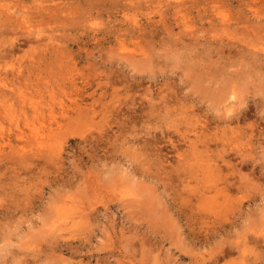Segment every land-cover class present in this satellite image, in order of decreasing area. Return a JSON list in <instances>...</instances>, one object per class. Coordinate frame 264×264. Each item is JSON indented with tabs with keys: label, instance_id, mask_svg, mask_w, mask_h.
I'll return each mask as SVG.
<instances>
[{
	"label": "rangeland",
	"instance_id": "374dc122",
	"mask_svg": "<svg viewBox=\"0 0 264 264\" xmlns=\"http://www.w3.org/2000/svg\"><path fill=\"white\" fill-rule=\"evenodd\" d=\"M36 1L0 0V264H264V0Z\"/></svg>",
	"mask_w": 264,
	"mask_h": 264
},
{
	"label": "bare ground",
	"instance_id": "6f19581e",
	"mask_svg": "<svg viewBox=\"0 0 264 264\" xmlns=\"http://www.w3.org/2000/svg\"><path fill=\"white\" fill-rule=\"evenodd\" d=\"M12 1H13V0H12ZM32 1H34V0H32ZM35 1H36V0H35ZM37 1L39 2V4H42V2H44L43 0H37ZM37 1H36V2H37ZM62 1H63V0H62ZM55 3H56V2H55ZM63 3H64V2H63ZM65 3H66V2H65ZM179 3H181V2H179ZM179 3L177 2L176 5H178ZM183 3L185 4L184 1H183ZM44 4H45V3H44ZM44 4H43V5H44ZM56 4H59V3H56ZM56 4H55V5H56ZM181 4H182V3H181ZM184 4H183V5H184ZM43 5H42V6H43ZM61 5H62V4H61ZM65 5H66V4H64V6H65ZM183 5H182V6H183ZM48 6H49V5H48ZM64 6H63V7H64ZM179 6H180V5H179ZM182 6H181V7H182ZM45 7H46V6H45ZM50 7H51V6H50ZM175 7H176V6H175ZM57 8H58V7H57ZM45 9H47V7H46ZM48 9H49V8H48ZM52 9H54V8H52ZM178 9H180V8H178ZM176 12H177V11H176ZM14 21H16V18L12 16V17L10 18L9 23L11 22V24H13ZM181 21H182V20H181ZM185 22H186V21H185ZM186 24H187V23H186ZM223 24H224V23H223ZM5 25L7 26V24H5ZM7 27H8V26H7ZM141 29H142V28H141ZM138 31H139V30H138ZM142 31H143V30H142ZM139 32H140V31H139ZM136 35H137V34H136ZM140 35H141V33H140ZM142 35H143V34H142ZM132 36L134 37V35H132ZM137 36H138V35H137ZM136 38H139V36H138V37L135 36L134 39H136ZM139 40H140V39H139ZM141 40H142V38H141ZM134 41H135V40H134ZM138 42H141V41H138ZM138 42H137V43H138ZM134 44H135V42H134ZM142 44H143V42H142ZM142 44L139 43V45H141V46H142ZM14 46H16V42L14 43V41H12V42L10 43V48H7L5 51H3V52L1 53L0 56H3V57H4V56H7V55H5V53H6V54H9L10 51L14 48ZM125 47H126V46H124V48H125ZM142 47H144V46H142ZM145 47H146V46H145ZM145 47H144V48H145ZM126 48L128 49V47H126ZM127 49H126V52H128V53L132 52L133 50H134V52H135V48H133V47L130 48V49H133L132 51H130V49H129L130 52L127 51ZM145 49H146V48H145ZM61 50H62V49H61ZM143 50H144V49H143ZM143 50H142V51H143ZM147 50H148V49H146V51H147ZM63 51H64V50H62V52H63ZM124 51H125V50H124ZM148 51H149V50H148ZM148 51L145 52V53L149 55ZM4 52H5V53H4ZM136 52H139V50H137ZM142 53H143V52H142ZM142 53H141V54H142ZM145 53H143V54H145ZM124 54H125V53H124ZM131 54H132V53H130V55H131ZM150 54H151V53H150ZM125 55H127V54H125ZM148 55H147V56H148ZM132 56L135 58L134 55H132ZM132 56H131V57H132ZM140 56H141V57H140ZM144 56H145V55H144ZM123 57H124V56H123ZM133 57H132V58H133ZM138 57H139V59H141V58H142V55L137 56V58H138ZM128 58H130V57H128ZM137 58H135V59H137ZM146 58H147V59H146ZM150 58H151V57H150ZM135 59H133V60H135ZM139 59H137V63H138V60H139ZM143 59H145V61H148V62H149L148 57H145V58H142V59L139 61V63H140V62L143 63V61H144ZM133 60H132V62H134ZM151 60H153V59H151ZM135 61H136V60H135ZM151 62H152V61H151ZM128 63H129V62H128ZM134 63H135V62H134ZM139 63H138V64H139ZM152 63H153V62H152ZM132 64H133V63H132ZM150 64H151V63H150ZM134 65H136V64H134ZM143 65H144V64H143ZM139 66H141V65H139ZM23 74H24V73H23L22 71H19V72L15 73V76H18V77H19V76H22ZM194 76H195V74H194ZM194 78H195V77H194ZM22 95H23V94H22ZM150 96H151V95H150ZM156 96H157V95H156ZM160 96H161V95H160ZM165 96H166V94H165L164 96H162V100H163V101L166 99ZM4 97H5V95H4ZM20 97L23 98L24 95H23V96H20ZM157 97H158V96H157ZM153 98H154V97H153ZM1 99H3V97H2ZM148 99H149V98H148ZM150 99H151V98H150ZM72 100H73V99H72ZM152 100H153V99H152ZM154 100H155V99H154ZM30 101H31V100H30ZM149 101H151V100H149ZM157 101H158V100H157ZM22 102H23V101H22ZM34 102H35V101H34ZM164 102H165V101H164ZM28 103L30 104V102H28ZM73 103L77 105V104H78V101H77V100H74ZM149 103H150V102H149ZM152 103H153V102H152ZM155 103H157V102H155ZM31 105H32V101H31ZM31 105H30V106H31ZM63 105H64V104H63ZM0 106H1V105H0ZM21 106H22V105H21ZM33 106H35V105L33 104ZM153 106H154V104H153ZM155 106H156V105H155ZM151 107H152V106H151ZM160 107H161V106H160ZM165 107H166V106H165V104H164V108H165ZM21 108H22V107H21ZM32 108H33V109H32V111H33V110H34V107H32ZM36 108H37V105H36ZM79 108H80V106H79V104H78V105L75 107V109H79ZM152 108H154V107H152ZM167 108H168V107H167ZM24 109H25V108H24ZM154 109H155V108H154ZM36 110H37V109H36ZM152 110H153V109H152ZM162 110H163V109H162ZM21 111H22V110H21ZM38 111H39V109H38ZM160 111H161V110H160ZM164 111H166V110H164ZM34 112H35V113H32V116H33L34 114H35L34 116H37V115H36L37 111H34ZM51 112H53V111H51ZM167 112H168V111H167ZM23 113H24V112H23ZM25 113H26V112H25ZM235 113H237V112H235ZM239 113H240V112H239ZM38 114L41 115L40 112H39ZM42 114H43V113H42ZM50 114H51V113H50ZM167 114H168V113H167ZM237 114H238V113H237ZM240 114H241V113H240ZM240 114H239V116H241ZM25 115H26V114H25ZM51 115H53V114H51ZM32 116H31V118H32ZM34 116H33V117H34ZM41 116H42V115H41ZM41 116H40V117H41ZM230 116H231V115H230ZM230 116H229V117H230ZM234 116H235V114H234ZM24 117H26V116H24ZM235 117H236V116H235ZM27 118H28V117H27ZM35 118H36V117H35ZM43 118H44V117H43ZM43 118H42V119H43ZM231 118H232V117H231ZM237 118H238V117H237ZM242 118H244V117H243V114H242ZM36 119H37V118H36ZM40 119H41V118H40ZM233 119H234V118H233ZM235 119H236V118H235ZM235 119H234V120H235ZM25 120H26V119H25ZM27 120H28V119H27ZM27 120H26V121H27ZM30 120H31V119H30ZM32 120H33V119H32ZM37 120H38V119H37ZM241 120H242V119H241ZM35 121H36V120H35ZM186 121H187V123L189 124V121H190V120L188 121V120L186 119ZM192 121H193V120H192ZM231 121H232V120H231ZM235 121L238 123V119L235 120ZM29 122H30V121H29ZM33 122H34V121H33ZM33 122H30V124L33 123ZM26 123H27V122H26ZM193 123H194V122H193ZM196 123H197L198 125L194 128V130L196 129V131H195V137L197 138V140H192L191 137H190L189 134H188V135H185V136H184V138H185V139H183V140H184V143H189V144H190L189 146L197 147L196 143H197L198 141H200L201 143L204 144V147H207V148H208V147H209V140H210V139H213V138H209L208 135H210V134H209V133H205L206 127H205L204 125L200 124V122L198 123V121H197ZM231 123H232V122H231ZM237 123H236V124H237ZM30 124H29V125L26 124V125H28L29 129L31 128V130H32V126H30ZM190 124H191V121H190ZM31 125H32V124H31ZM34 125H35V124H34ZM237 125H238V124H237ZM34 127H35V126H34ZM38 129H39V128H38ZM36 130H37V129H36ZM36 130H35V132H37ZM19 131H20V130H19ZM234 131H235V129L233 130V132H234ZM35 132H34V134H35ZM231 132H232V131H231ZM38 133H39V131H38ZM40 133H41V131H40ZM30 134H31V135H34L32 131L30 132ZM41 134H42V133H41ZM41 134H40V135H41ZM241 134H242V133H241ZM241 134H240V136H238V138H239V137H240V138L242 137ZM21 135H22V132H21ZM36 135H37V133H36ZM36 135H34V136H36ZM38 135H39V134H38ZM215 135H216V134H215ZM23 137H24V136H22V138H23ZM36 137H37V136H36ZM42 137H43V136H42ZM108 137H110V136L108 135ZM115 137H116V136H115ZM231 137H232V136H231ZM38 138H39V137H38ZM227 138H228V137H227ZM229 138H230V137H229ZM240 138H239V139H240ZM39 139H40V138H39ZM214 139H216V140H218V141H219V139H220L222 145H224L225 136L219 134V135L216 136ZM239 139H238V141H239ZM249 140H250V139H249ZM229 141H230V142L232 141L231 138L229 139ZM229 141H228V142H229ZM235 141H236V140H235ZM134 142H135V141H134ZM146 142H147V141H146ZM146 142H145V139H144V143H146ZM169 142H170V144H171V146H172V147H170V148H173V150L175 149L174 152H175V151L178 152V151H177V150H178L177 147H178L179 144H177V143H175V142H173V141H169ZM155 144H156V142H155ZM186 145H187V144H186ZM195 145H196V146H195ZM131 146H133V144H132ZM134 147H135V146H133V150L130 148V149L133 151L132 154H131V155H132L131 159H132L133 161L136 160V161H138V162L140 163V160L137 159L136 156H135V154H139V153H140V152L137 153L139 147H138V146H136L135 148H134ZM51 150H54V148H52ZM155 150H156V153H155L154 156L157 157V158H154V160H155V162H156V167H155V168H156V170H159V168H161V167L164 168V165H162V161L167 162V161H168V160H167L168 155L165 154L164 152H163L164 154H161L162 148H161L160 146H155ZM157 151H158V152H157ZM168 151H169V150H168ZM171 151H172V150H171ZM140 154L143 155L142 153H140ZM134 157H135V158H134ZM168 158H169V157H168ZM148 160H149V159H148ZM148 160H147V162H148ZM161 160H162V161H161ZM141 163H142V162H141ZM149 163H150V160H149ZM159 165H161V166H159ZM209 165H210V164H208V166H209ZM218 165H219V164H218ZM208 166H207V167H208ZM210 166H211V165H210ZM211 167H212V166H211ZM219 167H220V166H219ZM208 169H209V168H208ZM128 171H130V172H129V173H126L127 176L130 175L131 172H133V170H132V171H131V170H127V172H128ZM221 171H222V170H221ZM142 172H144V171H142ZM133 173L135 174V170H134ZM158 173H159V172H158ZM137 175H138V174H137ZM156 175H157V174H156ZM130 176H131V178H132L133 180H135V179H134V176H133L132 174H131ZM140 176H141V175H140ZM224 177H226V176H224ZM131 178H130V180H131ZM141 178H142V177H141ZM226 178H227V177H226ZM142 179H143V178H142ZM136 180H137V179H136ZM137 181H138V180H137ZM137 181H136V182H137ZM225 182H226V185H227L228 181L226 180ZM228 184H229V183H228ZM148 189H149V188H148ZM151 195H153V194H151ZM157 202H160V201H157ZM158 204H160V203H158ZM159 209H160V208H159ZM242 242H243V240H242ZM243 243H246V244H247L248 242H243ZM246 244H245V245H246ZM239 245H240V244H239ZM237 247H238V246H237ZM243 249H244V247H243ZM239 252H240V249H239ZM242 252H244V251H242ZM243 264H244V263H243Z\"/></svg>",
	"mask_w": 264,
	"mask_h": 264
}]
</instances>
